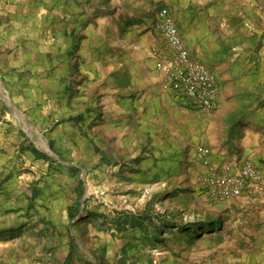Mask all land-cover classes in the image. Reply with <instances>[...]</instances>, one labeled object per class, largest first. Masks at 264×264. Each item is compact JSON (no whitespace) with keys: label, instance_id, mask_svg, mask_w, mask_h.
Masks as SVG:
<instances>
[{"label":"rangeland","instance_id":"1","mask_svg":"<svg viewBox=\"0 0 264 264\" xmlns=\"http://www.w3.org/2000/svg\"><path fill=\"white\" fill-rule=\"evenodd\" d=\"M99 2L76 1L77 18ZM125 4L101 31L100 10L89 12L85 27L69 26L68 7L61 9L60 32L92 29L97 56H61V67L73 63L85 81L63 92L57 120L22 123L28 138L14 142L0 170V264H264V207L207 195L205 168L189 154L199 143L218 154L264 105V19L237 14L221 32L209 57L222 79L212 111L161 98L142 99L128 113L117 110V93L131 91L130 71L120 69H138L143 93L157 83L152 49L164 48L149 42L156 39L144 11ZM43 13L37 29L52 40V5Z\"/></svg>","mask_w":264,"mask_h":264},{"label":"crops","instance_id":"2","mask_svg":"<svg viewBox=\"0 0 264 264\" xmlns=\"http://www.w3.org/2000/svg\"><path fill=\"white\" fill-rule=\"evenodd\" d=\"M76 1L84 3L92 0H52L46 4L39 0H0V170L4 172L11 161L14 142L19 143L23 138H28L22 123L27 127L29 121L57 120L61 112V98L66 96L63 92L74 90L85 81L78 75L73 63L72 66L61 67V56L68 54L73 59L78 57V53L97 56L92 29H82L79 33H72L71 30L60 32L62 24L65 26L67 23L62 22L61 9L68 7L69 26L73 22L83 21L85 27L91 25V21L86 18L89 12L94 8L100 10L97 25L101 31V24L109 23L110 11H124L127 9L125 2L131 1L134 9L143 10L140 15L151 22L156 41L149 42L152 46L157 44L167 50L165 40L155 25L159 9L166 7L190 53L216 74L219 94L222 90V79L214 67H210L209 57L220 50L218 42L221 32L229 33L227 27L237 14L264 19L261 13L262 0H100L98 4L84 7L86 13L83 15L86 19L77 18ZM109 1H114L116 7L112 6L111 9ZM47 5H52L53 14L56 15L53 20L57 33L51 37L52 40H47L37 29L44 23L43 12ZM46 58H52V61L46 63ZM57 58L58 61L55 60ZM83 70L84 76L91 74L85 67L79 68L81 73ZM120 70H128V73L130 71L127 84L131 91L127 94L117 93L118 111L125 110L130 113L135 110V106L140 107L142 99L154 103L162 98L166 105L174 107L183 104L170 89L164 87L166 77L155 66L157 83H154V87L146 88L143 93L140 92L142 84L138 69L122 66ZM114 87L118 91L121 89L118 85ZM231 133L233 143L227 144L218 154L211 151V163L216 166L223 163L237 165L242 160L249 159L264 168V105L260 106L257 113L248 116L242 125L234 127ZM193 149L189 151L190 158L196 160L197 167L205 168V175L207 168L194 156ZM205 193L209 195L207 190ZM236 198L243 200L248 206L264 207V200L251 203L243 197Z\"/></svg>","mask_w":264,"mask_h":264},{"label":"built area","instance_id":"3","mask_svg":"<svg viewBox=\"0 0 264 264\" xmlns=\"http://www.w3.org/2000/svg\"><path fill=\"white\" fill-rule=\"evenodd\" d=\"M155 25L167 47V50L152 49L155 69L166 77L164 87L187 107L202 113L212 111L219 95L216 74L190 53L166 7L159 9ZM193 153L207 168L201 182L211 197H243L251 203L264 200V168L249 159L237 165L214 166L211 149L203 143L197 144Z\"/></svg>","mask_w":264,"mask_h":264},{"label":"trees","instance_id":"4","mask_svg":"<svg viewBox=\"0 0 264 264\" xmlns=\"http://www.w3.org/2000/svg\"><path fill=\"white\" fill-rule=\"evenodd\" d=\"M68 212H69V215H70L71 217H72L73 214L76 212V209H75V210L73 209V205H70V206L68 207ZM177 226H179V225L177 224ZM69 242H70V250L68 251V253H67V255H66V258L69 257V255H70V253H71V248H72L71 245L73 244V239H72V237H70Z\"/></svg>","mask_w":264,"mask_h":264}]
</instances>
